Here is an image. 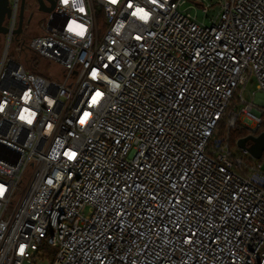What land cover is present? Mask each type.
<instances>
[{
	"label": "built area",
	"instance_id": "1",
	"mask_svg": "<svg viewBox=\"0 0 264 264\" xmlns=\"http://www.w3.org/2000/svg\"><path fill=\"white\" fill-rule=\"evenodd\" d=\"M9 2L0 264H41L45 240L49 264H264V154L241 150L246 160L230 143L231 131L264 132V0H217L210 25L186 0H83L84 13L56 0L27 44L60 66L56 78L8 57L20 0ZM72 20L83 38L66 31Z\"/></svg>",
	"mask_w": 264,
	"mask_h": 264
},
{
	"label": "rangeland",
	"instance_id": "2",
	"mask_svg": "<svg viewBox=\"0 0 264 264\" xmlns=\"http://www.w3.org/2000/svg\"><path fill=\"white\" fill-rule=\"evenodd\" d=\"M206 1H209L213 4L206 14L203 13L201 7L195 6V3L192 0H186V4L183 8L192 6V8L187 9L188 13L194 15L199 22H203L205 25H210L220 8L217 0ZM47 18L48 14L41 12L38 9L35 0H26L23 31L17 38H13V40L11 41L10 49L7 55L8 57H11L18 62L24 64L26 62L25 66L29 69L30 67H33L36 70L43 69L46 74L48 73V75H55L54 78H56L58 70L60 68L59 65L49 62L27 51V44L30 38L44 32V26L47 23ZM5 45L6 36L0 35V60L2 58L3 52L5 51ZM257 90L256 80L254 79V77H251L243 91V98L245 99V101L249 102L254 99ZM234 150V154H238L246 160L249 159V155L243 153L241 149ZM41 252L46 256V259H44L41 264H49L53 261L55 248L49 245L46 240L41 247Z\"/></svg>",
	"mask_w": 264,
	"mask_h": 264
},
{
	"label": "water",
	"instance_id": "3",
	"mask_svg": "<svg viewBox=\"0 0 264 264\" xmlns=\"http://www.w3.org/2000/svg\"><path fill=\"white\" fill-rule=\"evenodd\" d=\"M35 2L38 9L44 13H50L56 4V0H35ZM25 3L26 0H20L17 27L12 31L15 38H17L23 31ZM10 13L11 7L9 0H0V35L9 34V29L3 25V21L10 16ZM7 42L8 40L6 39L5 48ZM236 145L239 149L245 150L253 159L260 160L262 154H264V132L256 137H242L238 139Z\"/></svg>",
	"mask_w": 264,
	"mask_h": 264
},
{
	"label": "clouds",
	"instance_id": "4",
	"mask_svg": "<svg viewBox=\"0 0 264 264\" xmlns=\"http://www.w3.org/2000/svg\"><path fill=\"white\" fill-rule=\"evenodd\" d=\"M69 2H70V0H61V3L63 5H65V6L68 5ZM71 2L73 4V7H75L78 12H80V13H84L85 12V8L83 6V0H71ZM111 2L113 4H115L117 2V0H114V2H113V0H111ZM153 2H155V0H153ZM161 7H162V5H161ZM133 15L137 16L138 18L143 20L145 23H147L149 21V19H150V15L151 14L148 13L147 11H145L143 8L137 7L136 10L133 12ZM66 31L75 33L77 36L83 38L85 36L86 32H87V28L84 25H82V24L76 23L75 20H72V21H70L67 24ZM117 31H119V29H117ZM91 75H92L93 78H95L96 75H97L96 71L93 70ZM117 87H118V85H117ZM23 99H24V102L27 103L28 100L30 99V93L26 92L24 94V98ZM53 103L54 102L52 100H48L49 106H51ZM4 108H5V105L3 103H0V112H3ZM36 115L37 114L35 112H32L29 109L25 108V109H23L20 112L18 119L20 121L26 122L28 125H32L34 120H35ZM88 116H89L88 113H87V115L84 114V117L80 121V123L83 124L88 119ZM48 128L50 130L52 128V125L49 124ZM73 153H75V152L68 151V152H65V155L68 157V159L71 160V159H73V158H71ZM59 178H60L59 175H57V179H59ZM48 183L51 184L52 181L49 180ZM5 191H6L5 186L0 185V197H2L4 195ZM25 248H26V245H21L20 246V249H19V254L20 255L24 254Z\"/></svg>",
	"mask_w": 264,
	"mask_h": 264
},
{
	"label": "trees",
	"instance_id": "5",
	"mask_svg": "<svg viewBox=\"0 0 264 264\" xmlns=\"http://www.w3.org/2000/svg\"><path fill=\"white\" fill-rule=\"evenodd\" d=\"M3 37H4V36H3ZM14 38H15V37H14ZM15 40H16V39H15ZM27 51H28V49H27ZM28 52H30V51H28ZM22 64L24 65V67H25L27 70H29V71L32 72V73H35V74L40 75V76H43V77H49V76H50V75H48V73L46 74V72H45L43 69L36 70V69L33 68V67H30V69H29V68H27V67L25 66L26 62H25V64H24V63H22ZM262 129H264V126H262ZM245 135H246V134H245L244 132L231 131V133H230V143H231V145L234 146L236 140L239 139V138H241V137H244Z\"/></svg>",
	"mask_w": 264,
	"mask_h": 264
},
{
	"label": "snow or ice",
	"instance_id": "6",
	"mask_svg": "<svg viewBox=\"0 0 264 264\" xmlns=\"http://www.w3.org/2000/svg\"><path fill=\"white\" fill-rule=\"evenodd\" d=\"M113 2H114V0H113ZM129 7H131V5H129ZM101 95H102L101 93L97 92L96 95H95V97H94L93 100H92V103H93V104L97 103L98 98H100ZM85 115H87V113H85ZM82 122H83V121H82ZM75 156H76V153H73L71 158H74Z\"/></svg>",
	"mask_w": 264,
	"mask_h": 264
},
{
	"label": "flooded vegetation",
	"instance_id": "7",
	"mask_svg": "<svg viewBox=\"0 0 264 264\" xmlns=\"http://www.w3.org/2000/svg\"><path fill=\"white\" fill-rule=\"evenodd\" d=\"M26 4V3H25ZM37 5V4H36ZM25 11V10H24ZM6 20L7 18H5V20L3 21V25L5 26L6 25ZM18 20V19H17Z\"/></svg>",
	"mask_w": 264,
	"mask_h": 264
}]
</instances>
